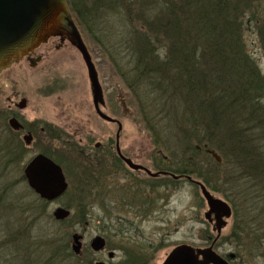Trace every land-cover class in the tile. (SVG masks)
Listing matches in <instances>:
<instances>
[{
    "label": "trees",
    "instance_id": "16d2710c",
    "mask_svg": "<svg viewBox=\"0 0 264 264\" xmlns=\"http://www.w3.org/2000/svg\"><path fill=\"white\" fill-rule=\"evenodd\" d=\"M67 2L78 25L99 43L138 98L144 119L152 117L149 107L162 104L154 111L162 112V122L167 119L170 124L168 131L162 124V148L171 150L175 145L177 153L181 143L186 157L173 168L168 156L162 155V170L195 175L212 192L221 194L231 203L235 220L224 239L253 257L264 253V76L247 56L240 24L235 21L241 0ZM151 123L156 130L153 117ZM47 131L50 137L56 134L51 128ZM20 135L7 121L0 126L1 159L7 165L26 157ZM208 149L218 152L222 162ZM43 152L53 157L52 148ZM71 167L78 185L76 158ZM70 194L66 206L71 209L79 204L84 213L79 187ZM46 205L38 197L29 200L22 212H28L35 225ZM44 245L52 250L51 257L79 263L71 247L56 238ZM126 255V264H146L141 248L132 245ZM46 264L54 263L50 258Z\"/></svg>",
    "mask_w": 264,
    "mask_h": 264
},
{
    "label": "rangeland",
    "instance_id": "374dc122",
    "mask_svg": "<svg viewBox=\"0 0 264 264\" xmlns=\"http://www.w3.org/2000/svg\"><path fill=\"white\" fill-rule=\"evenodd\" d=\"M236 14L235 21L240 24L239 32L245 52L264 76V0H241ZM81 30L104 90L107 106L103 110L123 124L120 137L122 152L131 153L130 156L137 157L134 161L153 171L162 168L163 156H168L166 158H169L170 167L182 165L186 157L181 153V143L177 145V153L174 151L175 145H172L171 150L162 148V124L166 131L170 129L169 120L164 119L162 122V112H154L162 104L149 107L153 123L158 124L154 130L151 126L152 117L149 121L144 119L138 98L126 86L103 48L83 28ZM42 50L44 58L35 66H31L30 61H23L0 73V126L6 121L9 123L14 112H19L20 121L27 126L34 124L41 127L49 123L56 133L50 137L36 127L33 131L35 138L31 149H27L25 159L5 171L2 183L14 185L8 193V201L11 202L17 194L30 193L21 177L22 165L35 153L52 148L57 161L68 159L73 165V159L76 158L78 170H82L86 151L96 158L101 154H111L108 152L109 149L112 151L110 145L115 147L118 125L100 118L96 113L88 69L81 53L69 44L58 49L45 46L39 53ZM158 51L162 55V48H158ZM22 98L27 99L23 109L17 106ZM20 136L24 138V134ZM168 136L172 138V135ZM171 142L177 144L178 141L173 139ZM97 143H101L100 149L96 147ZM84 148L87 150L83 151ZM110 169L116 168L112 166ZM119 169L122 170L108 174L98 171L100 179L106 182L105 188L92 182L93 196L113 187H117L118 192H104L105 204L95 203L92 196L88 200L92 203L89 209L82 204L84 213L81 205L74 203L71 219L60 221L54 218L53 212L60 205L59 201L48 203L45 214L34 221L35 225H31L29 213L22 215L9 208L1 210L0 242L4 233L21 234L24 261L30 253L39 264H46L50 258L54 264H88V261L78 263L71 258L62 260L61 256L51 257L52 250L44 245L54 237L59 244L72 248L74 233L83 235L84 248L90 246L97 235L106 238L108 249L105 252L86 253L93 264L99 260L123 264L127 259L128 248L132 245L141 248V257L146 264H162L179 244L188 243L196 247L211 244L216 232L205 218L208 205L195 183L186 178L175 182L166 176L155 179L145 173L137 177L128 167L120 166ZM74 174L72 169L71 189L76 187ZM97 184L98 189L95 190ZM214 194L224 198L221 194ZM63 200L67 201L68 198ZM82 217L84 222L81 221ZM234 221L233 217L229 219L223 229L215 245L217 252L223 256L229 254L232 264H264V253L253 257L248 252H240L234 241L224 239L230 234ZM24 238L27 243H24ZM26 245L27 248L24 247ZM109 250L115 251L114 259L109 258ZM261 250L264 252V241Z\"/></svg>",
    "mask_w": 264,
    "mask_h": 264
},
{
    "label": "water",
    "instance_id": "95a60500",
    "mask_svg": "<svg viewBox=\"0 0 264 264\" xmlns=\"http://www.w3.org/2000/svg\"><path fill=\"white\" fill-rule=\"evenodd\" d=\"M52 36H58L63 41L67 39L81 53L88 69L93 101L96 104L97 112L103 119L118 123L116 138L120 156L130 167L143 168L142 165L135 163L131 158L125 157L121 152L122 122L100 108V105L106 104V99L98 70L67 0H0V73L19 63L25 55L34 51ZM31 65L35 66V62ZM26 103L27 99L22 98L17 106L23 109ZM9 124L16 130L22 127L16 117L10 118ZM23 137L27 144L31 143V133H27ZM208 152L217 161L222 162L218 152L211 149H208ZM146 172L153 177H158L161 174L174 179L185 177L197 184L208 205L205 218L210 223L214 222L213 230L216 232V237L207 247H196L188 243L175 246L162 264H231L230 259L221 255L215 249L217 241L222 236L223 229L228 225L229 219L233 217L234 212L231 203L215 195L204 182L193 178L189 174L181 175L167 170H162V172L152 171L148 168ZM25 176L29 185L40 197L48 201L60 197L68 188L62 166L44 153L36 154L28 162L25 167ZM71 214L72 211L69 208L62 206L56 207L53 212L54 218L60 221L69 218ZM72 238V250L79 254L83 245V235L74 233ZM104 245L105 239L100 235H97L91 241L94 250H100ZM113 255V251L109 253L110 257H113ZM96 264L116 263L98 261Z\"/></svg>",
    "mask_w": 264,
    "mask_h": 264
},
{
    "label": "flooded vegetation",
    "instance_id": "af4514ba",
    "mask_svg": "<svg viewBox=\"0 0 264 264\" xmlns=\"http://www.w3.org/2000/svg\"><path fill=\"white\" fill-rule=\"evenodd\" d=\"M68 44L71 45V43L67 39L63 41L58 36H52L45 43H43L40 46H38L34 51H32L29 54L25 55L20 62L30 61L31 63L35 62V65H36L38 62H40L44 58V51L42 50L41 53H39V51L41 49H43L45 46L49 47V49H52L53 47L58 49V48H60L62 46L63 47L66 46ZM71 46L74 47L73 45H71ZM91 92H92V88H91ZM94 106H95V109L97 111L95 103H94ZM105 106H107V102H106L105 105H100V108L104 109ZM14 113L15 114L13 115V117H16L20 121L19 117L21 116V114L19 112H14ZM96 113L99 115V112H96ZM100 118H102V117L100 116ZM108 122L116 123L118 125V123L116 121L115 122L114 121H108ZM20 123L22 124V127L20 129H18L17 131L21 132V134H24V135L27 134V133H31L32 134V140H31V143H29V144H27L25 142L24 138L22 139V137H21V139L23 140V142L25 144L24 147H25L26 151H27V149H31L33 140L35 138V133L34 132H35L36 127H39L42 132L45 131L48 134H49V132L47 131V128H51L52 129V127H53L52 124H49V123H46V125L41 126V127L38 126V125L36 126L34 124H32V126H27L25 123H23L21 121H20ZM33 126H35V127H33ZM116 135H117V132H116ZM100 145H101V143H97L96 147H98V149H100L99 148ZM109 148H111L112 151ZM109 148L107 147V149H109L108 152L111 153V154H109L107 156L101 154V156H96V158H93L95 156L92 155L90 152L86 151L85 152V157L83 156V161L85 163L84 164V168H82V170H78V180H77L78 181V185L76 184V187H79L80 192H81V203L83 205H85L86 208H88V209H89V207L92 204L90 201L88 202V200L93 196V194H92V192H93V187H92L93 183L92 182L99 183L101 185V187H103V188L106 187V182L104 180L100 179V176H98V173H99L98 171H100V170H101V172H103V173L105 172V174H108V173H113V172H117V171L122 170V169H119L120 166H121V167H124V168L128 167L132 172H134V174L137 177L141 176L142 174L145 173L150 178H155V179L162 178V174L159 175L158 177H153V176L149 175L146 172V169L147 168L151 169V168H149L148 166H146V165H144L142 163L134 161V158H137V157L130 156V155H132L131 153L125 154V153L122 152V149H121V152H122V154L125 157L131 158L135 163L143 166V168H139V169H135V168L130 167L126 163V161L120 156V154L118 152V149H117V138L115 140V147L110 145ZM85 150H87V149L84 148L83 151H85ZM38 153H44V152L41 151V152L35 153L28 160V162ZM44 154H46V153H44ZM46 155L51 157L53 160H55L57 163H59L62 166L63 172H64L66 180L68 182V188L65 191V193L63 195H61L60 197L52 200V201H48V200H45V199L41 198L40 195L29 185L27 177L25 176V167L28 164V162H27L25 165L24 164L22 165V176L21 177H22V180L27 183V186H28V189H29L30 193L29 194H22V193L17 194L16 198L14 199L13 202H11V200L8 201V199H9L8 193H10L12 191V188H13L14 185L13 184H6L5 185V184L2 183V179H3L5 171L8 168H10V167L14 166L15 164H17L18 162H15V163L12 162L9 165H7L5 163V161L3 159H1V153H0V211L3 210V209L9 208L10 210H14L16 213L26 214L28 212L23 213L22 209L25 208V206L29 202V200H33L34 201L38 197L41 198L42 200H44L47 205L50 202L59 201L60 205H58L57 207L62 206V207L69 208L66 205L71 202V199H70V191H71L70 190L71 189L70 176H71L72 167L70 165V162H69L68 159L67 160H68L69 164L67 163L66 159L65 160L62 159V160H58L57 161L54 157L50 156L49 154H46ZM112 166L115 167L116 169H112L111 170L110 167H112ZM156 171H161L162 172V168L159 167L158 170H156ZM182 178H185V177H181L180 179H182ZM177 180H179V179H177ZM97 189H98V184H97V188H95V190H97ZM116 191L118 192V188L117 187H113V188H111V190L108 189V191L104 190V192H106L107 194L108 193H114ZM104 192H102V193L99 192V193L95 194V196H93V198L95 199V203L97 202V204H99V203L105 204L106 200L103 198V196L105 195ZM65 197L68 198L67 201L63 200ZM61 200H63V201L61 202ZM141 203L144 204V201H142ZM67 219H65V220H67ZM211 225H212V228H213L214 227V222L211 223ZM103 238L105 239V245L100 250H94L93 247L91 246V242H90V246H86L85 248H84V245H82V249H81V252L79 254L75 253L72 250L76 254V256H78L80 258L79 259V263L88 261V264L89 263L93 264L92 260L90 262L89 259L87 258L86 253L88 254V253L93 252V251H95V252H105L108 249L107 240H106V238L104 236H103ZM22 248H23V240H22V235L21 234H19V233L15 234V233H12V232L4 233L3 239L0 242V264H37V261H34V258L31 257L30 253H28L29 256H28V258L25 259L26 261H24V257L22 255ZM124 250H125V248H124ZM112 251L114 252V255H113V257H110L109 253L112 252ZM108 256H109L110 259H114L115 251L114 250H109L108 251ZM226 257L228 259H230L231 264H232V259L229 258L227 255H226ZM99 261H104V260H99ZM104 262H106V261H104ZM126 262H127V259L125 260V262L123 264H126ZM106 263H115V262L110 261V262H106ZM116 264H118V263H116Z\"/></svg>",
    "mask_w": 264,
    "mask_h": 264
}]
</instances>
